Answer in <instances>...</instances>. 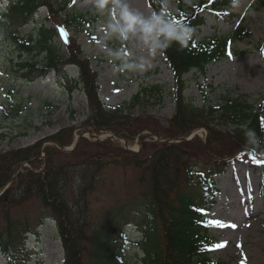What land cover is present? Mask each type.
I'll return each instance as SVG.
<instances>
[{
    "label": "rangeland",
    "instance_id": "374dc122",
    "mask_svg": "<svg viewBox=\"0 0 264 264\" xmlns=\"http://www.w3.org/2000/svg\"><path fill=\"white\" fill-rule=\"evenodd\" d=\"M157 1L172 15L179 13L182 4L190 6L198 2ZM263 2L236 0L231 10L236 16L233 20L206 15L205 24L192 34L195 41L214 35L231 37L239 24L250 36L233 40L231 54L208 64L204 73L191 70L184 76L185 84L177 83L174 71L159 49L160 30L148 0H75L77 11L89 13L81 29L64 21L59 13H63L59 0L57 5L53 4L57 16L47 6H42L28 23L19 25V30L29 35L41 26L55 27L57 34L53 41L69 56H76L79 62L47 70L31 80L19 72L21 57L17 45L6 36L0 39V155L40 142L42 152L36 161L42 170L46 147L54 146L70 153L81 139L100 142L102 140H96L93 134L104 139L114 133L96 130L89 120L99 114L100 108L107 110L125 104V114L145 123L135 139L128 142L131 150H139L143 140L147 149L162 143L187 144L183 148L195 155L194 160L203 162L213 158L225 163L224 173L217 176L220 193L210 216L214 222L220 220L236 227L214 223L215 245L226 244L214 247L212 257L219 264H264V156L240 146L232 137L233 119L219 116L220 113L182 136L175 135L179 132L172 123L178 98L205 110L242 98L257 107L261 104L264 116ZM9 9L10 0H0V25L5 27L11 16ZM95 9L98 17L93 15ZM18 23L11 25L15 27ZM38 54L24 53L22 58L42 60L43 55ZM64 73H68V82L63 79ZM156 85L162 87L161 93H152L151 88ZM139 93L140 102L131 107L133 96ZM69 129L73 138L67 146L54 139L59 134L67 141L66 130ZM261 135L264 149V132ZM195 142L203 144L205 149L190 145ZM24 165L30 166L29 162ZM107 179L109 186L115 184L124 189V181H128L129 176L122 169H110ZM30 210L32 217L34 210L32 207ZM127 232L132 239V255L141 253L137 245L141 231L132 225ZM26 246L31 253L26 264H64V247L56 221L51 218L33 227ZM0 264H10L1 250Z\"/></svg>",
    "mask_w": 264,
    "mask_h": 264
},
{
    "label": "trees",
    "instance_id": "16d2710c",
    "mask_svg": "<svg viewBox=\"0 0 264 264\" xmlns=\"http://www.w3.org/2000/svg\"><path fill=\"white\" fill-rule=\"evenodd\" d=\"M235 1L198 0L190 6L182 4L179 13L172 15L157 0H148L159 25V49L178 84L180 81L185 84L184 76L191 70L204 73L208 64L228 57L233 40L250 36L242 24L231 37L214 35L195 41L192 36L205 24L206 15L215 19L236 18L231 11ZM57 2L10 0L8 25H0V39L6 36L17 45L21 57L19 72L31 80L47 70L79 62L53 41L57 34L55 27L41 26L29 35L19 30V25L28 23L42 6L57 16L58 11L53 9ZM74 4L75 0H59L63 11L59 13L70 26L81 29L89 13L77 11ZM93 13L99 16L96 9ZM17 21L18 25L13 27L11 24ZM174 26H186L191 30V38L184 44L172 38L176 35ZM24 53H37L43 58H22ZM63 79L69 81L68 73L63 74ZM161 88L156 85L151 91L161 93ZM140 97V93L133 96L130 106H136ZM177 103L172 119L179 132L176 136L188 134L220 113L219 116L233 119L232 137L240 146L264 156L261 104L257 107L236 98L224 106L205 110L185 104L181 98ZM126 110L125 104L107 110L100 108L99 114L89 121L98 131H111L128 142L133 141L145 123L133 120L124 113ZM66 132L67 141L59 134L54 139L67 146L73 132L72 129ZM185 145L162 143L147 149L148 145L144 144L135 153L125 149L119 140L91 143L81 139L70 153L54 146L46 147L42 170L36 161L42 152L40 142L1 154L0 190L4 188V191L0 194V250L10 264H26L31 258L26 246L28 235L34 226L51 218L56 221L64 247V264H219L212 257L215 238L210 213L220 192L217 176L224 173L225 163L213 158L203 162L194 160L195 155L184 149ZM190 145L205 149L201 143ZM25 162L30 166H25ZM110 169H122L129 176L124 189L115 184L109 186ZM132 225L142 233L137 242L142 256L136 252L132 255V239L127 232Z\"/></svg>",
    "mask_w": 264,
    "mask_h": 264
},
{
    "label": "clouds",
    "instance_id": "9594fccd",
    "mask_svg": "<svg viewBox=\"0 0 264 264\" xmlns=\"http://www.w3.org/2000/svg\"><path fill=\"white\" fill-rule=\"evenodd\" d=\"M174 31L176 35L172 38L179 39L181 44H184L186 42V39L191 38V30L186 26H174Z\"/></svg>",
    "mask_w": 264,
    "mask_h": 264
},
{
    "label": "snow or ice",
    "instance_id": "6c2138e0",
    "mask_svg": "<svg viewBox=\"0 0 264 264\" xmlns=\"http://www.w3.org/2000/svg\"><path fill=\"white\" fill-rule=\"evenodd\" d=\"M177 23H179V21H176ZM216 226H229V227H236V225L232 224V225H226L223 221L217 220L214 222ZM226 244V242H222L221 244L215 245L214 247H224Z\"/></svg>",
    "mask_w": 264,
    "mask_h": 264
},
{
    "label": "bare ground",
    "instance_id": "6f19581e",
    "mask_svg": "<svg viewBox=\"0 0 264 264\" xmlns=\"http://www.w3.org/2000/svg\"><path fill=\"white\" fill-rule=\"evenodd\" d=\"M152 37H153L152 39L155 40V36H152ZM156 43H157V41L155 40V44H156Z\"/></svg>",
    "mask_w": 264,
    "mask_h": 264
},
{
    "label": "water",
    "instance_id": "95a60500",
    "mask_svg": "<svg viewBox=\"0 0 264 264\" xmlns=\"http://www.w3.org/2000/svg\"><path fill=\"white\" fill-rule=\"evenodd\" d=\"M78 141V140H77Z\"/></svg>",
    "mask_w": 264,
    "mask_h": 264
}]
</instances>
